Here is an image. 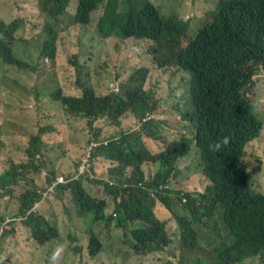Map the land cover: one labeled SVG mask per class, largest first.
Here are the masks:
<instances>
[{
  "label": "trees",
  "instance_id": "obj_1",
  "mask_svg": "<svg viewBox=\"0 0 264 264\" xmlns=\"http://www.w3.org/2000/svg\"><path fill=\"white\" fill-rule=\"evenodd\" d=\"M120 1L37 0L38 8L33 11L30 0H24L22 5L15 0H0V7L21 6L10 16V22L4 23L9 42H0V119H4L0 125V162L6 152L12 164L18 165L17 153L26 150L34 171L37 175L45 173L46 179L43 182L33 175L25 180V190L18 198L14 186L23 180L21 174L14 166L6 172L1 168L0 218L8 211L4 204L14 197L20 204L22 227L0 231V264L14 262L13 256L6 254L9 234L15 242L13 249L32 245L28 238L43 248L49 245L44 264H64L70 249L73 264H136L137 260L144 264H231L264 254V197L252 186L254 173L245 171L240 162L244 144L260 130L250 108L253 88L249 83L261 72L258 65L264 64V0H219L196 40L181 54L176 50L182 36L190 31L188 22L178 14L161 15L150 0L144 4L131 2L129 8L122 10ZM164 1L174 8L177 2L180 7L185 2ZM100 9L102 15L95 26L99 40H155L162 55L177 57L178 64L170 67L192 72L189 103L198 113V120L181 123L168 142L158 111L159 101L143 86L146 71L138 67L126 79H119L108 94L99 95L91 84H80L85 87L80 97L63 99L65 112L84 122L89 136L86 145L76 141L67 150L63 140L66 133L58 127L62 124L59 110L50 108L55 98L39 113L34 111L32 118L39 122L40 131L21 140L25 134L19 122L24 116L23 105L30 98L40 101L36 94L42 92L41 86L49 85V78L51 85L58 86L64 78L79 74H86L89 81L104 74L97 65L87 72L63 71L61 57H57L60 34L72 26L88 28L93 14ZM32 12L36 15L34 21L28 18ZM42 17L41 41L36 28ZM16 43H20V50ZM87 51L88 46L82 52ZM99 116L101 135L108 134L101 141L93 130ZM17 122L18 129L10 131ZM224 136L230 138L229 144L222 151H210L209 145ZM43 139L52 151L73 154L76 171L66 176L57 172L61 158L57 154L56 161L43 162ZM156 141L160 143L158 154L150 146ZM192 147L198 150L204 172L214 181L215 188L182 205L172 197L169 180L179 172L181 159L195 157L189 156ZM144 158L151 168L149 176L140 169ZM18 166L25 168L27 163ZM64 206L77 210V216L89 225L76 231L72 222L59 213ZM172 210L182 215L178 217L181 229L173 235L167 229L168 213ZM104 221L108 227L114 225L122 230L121 247L131 259L117 256L114 261L104 260V234L93 229ZM213 223L224 228H214ZM24 232L28 237L23 242ZM204 242L211 248L206 255L197 252L194 258L185 257V250H198Z\"/></svg>",
  "mask_w": 264,
  "mask_h": 264
},
{
  "label": "rangeland",
  "instance_id": "obj_2",
  "mask_svg": "<svg viewBox=\"0 0 264 264\" xmlns=\"http://www.w3.org/2000/svg\"><path fill=\"white\" fill-rule=\"evenodd\" d=\"M23 1L24 0H15L16 3L20 2L21 5L23 4ZM150 1L154 3L157 10L163 16L178 14L180 18L183 16L186 17V20L188 16L190 17L189 22L191 23V29L189 35L183 42L184 47L189 43L192 37H195L203 23L210 20L209 12L215 7V0H212L211 2H205V0H185L182 7H180L177 2L176 8L164 0ZM202 3H208V8L206 10L201 7ZM30 4L33 11L38 8L37 0H30ZM20 7L18 4H15L11 7L2 5V7H0V18L7 23L10 22V16L14 14ZM74 10L75 7L73 6L70 9V12L74 13ZM101 15L102 9L96 11L92 16V23L86 29L79 28L78 26H72L66 31L62 32L58 39L57 53L61 56V67L63 68V71L77 70L87 72L89 68L97 65L104 74H102L100 78L95 77L90 81L87 80L88 77L86 74H79L76 77H69L66 79L63 77L64 81L58 86L52 84L51 87L43 88L42 92H39L40 94H44L48 91L53 93V98H55V101H53V104L50 105V108L55 111L56 109L59 110L57 113L62 119V124L58 127L62 128L64 133L68 134L63 138L67 150L69 151V149L76 144V141L81 145H86L89 140V136L85 129L84 122H82L80 118L68 116L67 112H65L63 99L70 96L80 97L83 94V90L85 88L79 86L80 84H91L99 95L108 94L110 89L120 81L119 79H126L127 74L132 69L142 65H149L151 67V73L146 83V89L151 90L154 93L156 99L159 101L158 111L161 115L160 119L162 123H165L163 126V131L168 136L169 142L176 135L174 131L178 129L181 123L184 122L183 116L187 112H191L192 110L194 111L191 102L189 103L190 75L176 67H168L159 70L153 66L150 61L151 57L148 55V52L151 48L150 42L148 41L128 40L123 42L117 38H110L103 41L99 40L95 35V26ZM28 18L34 21L36 19L35 13L32 12ZM43 26L44 19L42 17V19H38L36 28L41 41ZM87 37L88 41H85ZM79 38L82 39L81 42H79ZM86 46H88V51L83 54L82 51L84 48H86ZM15 47L17 50H20V43H16ZM84 64H86V67ZM45 67L46 69L48 68V66ZM49 74H52V71H49ZM51 80L52 78L47 80L49 84ZM7 81L10 82L11 80L7 79ZM61 85L63 86L61 87ZM36 88L38 89L39 87ZM40 94H36L37 98H39ZM261 96H264V71H261L259 75L255 77V88L249 95V99L254 104ZM50 101H52V98H49L45 102L41 100L36 102L35 99L30 98L23 105L24 116L19 122H22V129L25 134L21 140L30 139L40 131L38 128L39 122H34L32 117L35 110L37 113H39L41 107L45 105L47 106ZM29 103L33 106L29 107ZM261 108L264 109V105H261ZM257 115L264 119V111L259 113L257 112ZM68 117H70L72 120ZM3 121L4 119L2 117L0 119V125ZM19 122H17L10 129V131L18 129ZM104 138L107 139L108 134L106 136V134L101 135L100 133L99 140L101 141ZM43 141L46 149V153L42 157L43 162L56 161L57 159L54 158V154H57L61 156L59 160L60 163L58 162L56 166L57 172L60 171L64 176H66L71 175L76 171L77 159L73 154H64L56 149L52 151L50 145L45 141V139H43ZM168 142L166 144H168ZM25 152L26 150L17 153V158H15V160L18 159V161H20L18 165L22 163H28V158ZM192 154H194L195 157L186 158L184 161V169L186 173L193 177L192 183L189 188L180 184V188L190 191L200 188L204 189L208 184V182H206L200 174L196 173L199 157L196 147H192L189 156ZM10 158L11 156L6 152L2 155L3 163L0 162V170L3 168L6 172L8 169L14 166L17 172L21 174V179L23 180L14 186L17 188L16 190H18V198L21 192L25 190L23 184L24 181L33 177V175L43 182H46V179L43 177V175H37L30 164H27L25 168H20L17 164L13 165ZM245 163L247 168L254 173L252 178L253 188L264 195V132L257 141H254L247 146L245 153ZM261 166L263 167L261 168ZM260 169L261 173H257ZM44 170L49 172L48 169H43V171ZM143 170L146 176L151 175V168L149 167L148 163L144 164ZM4 205L8 207V211L3 214L2 218H0V231H2L5 227H8L9 230L15 227H22L19 201H17L14 197H11L10 200ZM56 207L60 209L58 204ZM110 212H112V209H110ZM59 213L62 215L63 219L72 222L76 231L86 228L89 225L84 219L77 216V210H73L70 207H61ZM107 215L109 216L108 213ZM159 217L162 218L160 213ZM65 220H62L64 226L61 228V230L65 228ZM113 226L114 225L108 227L107 221H104L102 223H97L93 227L97 233L104 234V260H107L108 262L114 261L117 259V256H119L121 260L131 259L121 247L120 241L124 239L122 230ZM213 227L222 229L224 228V225L213 223ZM174 228L175 223L171 221L168 224L167 229L172 234ZM26 237H28V234L24 232V236L21 238L23 239V242ZM60 237H62L61 233ZM27 242L32 245L23 249H13L12 247L15 246V242L12 239V234H9V239L6 243L8 245L6 254L10 253L13 256V264H44V256L47 253L49 245L44 248L41 247V245L38 246V243H33V238H28ZM109 243L111 247L109 246ZM175 255V258L178 261L179 252L177 249L175 250ZM67 262H70V264L75 262L71 254V249L70 252L66 254L64 264ZM136 264L144 263L137 260ZM243 264H264V258H252Z\"/></svg>",
  "mask_w": 264,
  "mask_h": 264
},
{
  "label": "clouds",
  "instance_id": "obj_3",
  "mask_svg": "<svg viewBox=\"0 0 264 264\" xmlns=\"http://www.w3.org/2000/svg\"><path fill=\"white\" fill-rule=\"evenodd\" d=\"M208 1L211 2L212 0H205V2H208ZM131 2L132 3L133 2H139V3H142V4L146 3L145 0H121L120 1V4H121V8L120 9L122 10V8L125 7V6L127 8H129V5H130ZM218 2H219V0H215V7H214V9L217 7ZM201 7L206 10L208 8V3H202V6ZM181 19L183 21H185V22H188L189 25H190V29H191V23L189 22L190 17L188 16L187 17V20H186V17L183 16ZM206 22H204L203 25ZM4 23H7V22H5L4 20H2L0 18V42L3 43V44L9 42V37H8L7 29H6L5 25H4ZM200 32L201 31L198 30V32L196 33L195 37L194 38L192 37L191 40L189 41V43L185 47L183 46V42L186 39V37L189 35V33L188 34H185L184 36H182V38L180 40V43H179V48L176 50L177 54H181L182 52H185L190 47V45L196 40V38L198 37V35H199ZM145 41H147V40H145ZM148 42H150V46H151V48H150V50L148 52V55L151 57V60H150L151 61V64L153 66H155L157 69L162 70V69L168 68V67H170V65L172 63L178 64L177 63V57L176 56L175 57H171L170 53H166V54L162 55L159 52V50H158L159 46H158V43L155 40H150ZM57 57H61L60 54L57 53ZM168 58H170V60H168ZM1 62L2 61L0 59V63ZM136 68H138V67H136ZM139 70H145L146 71V76H145V79L143 81V86L146 87V83H147L148 78H149V75L151 73V67L149 65H142V66H139ZM257 70L264 71V64L263 63H260L258 65V67H257ZM188 74L190 75V80H191V78L193 77V74H192V72H189ZM12 85H13V82L10 83V87L9 88H11ZM249 85L253 89L255 88V78L254 79L251 78V82L249 83ZM51 86L52 85L49 84V85H44V86H41V87H43V88H47L48 87L49 88ZM251 93L252 92H250V94ZM49 98H53V93H51L49 91L48 92H45L44 94H40V96H39V99L41 101L48 100ZM261 105H264V96H261L258 99L257 102H255L254 104H252L250 106L251 112H252L253 116L260 123V130H259V133H258V135L256 137H254L250 141H247L244 144V146H243V150H242L243 155H242V157L240 159V162H241V166L245 169V171L249 170L247 168V166H246V163H245L246 148H247V146L250 143H252L254 141H257L262 136V134L264 132V130H263V127H264V119H262L261 117H259L257 115V112L259 113L261 111H264V109L261 108ZM192 111L190 113L187 112V113H189L188 116H185V115H187V113L184 115L185 117L183 116L184 121L189 122L190 120L191 121H197L198 120V113H196L195 111H193V112ZM68 116H70V115H68ZM68 118L71 119L70 117H68ZM189 123H191V122H189ZM101 129H102V119L99 116V117H96V121L94 122V125H93V130H94V132H95V134L97 136H98V134L101 133ZM66 135H68V134H66ZM229 142H230V138L228 136H224L221 140H218L215 143L210 144L209 145V149H210V151H213V152L222 151L223 148L229 144ZM159 144H160L159 141L151 142L150 143V146H152L155 149V153L156 154L160 153V150L158 148V145ZM163 146L164 145L161 146V150L163 149ZM185 159L186 158L181 159L178 162V170H179V172L177 174H173L172 177H171V179L169 180V187L171 188V191H172V194H173L172 197L175 200H177L182 205H187L190 202L191 199H193V198L196 197V195L210 194L214 190V188H215L214 181L204 172L203 161H202V158H200V157H198V164H197V172L196 173L200 174L204 178V180L206 182H208V184L206 185V188H204V189L200 188V189L193 190V191L186 190L184 188H180V184L183 185V186H185V187H188L189 188L190 185H191V183H192V179H193V177L192 176H189V174H187L186 171H185V169H184V167H185V164H184ZM145 163H148V162L144 158L141 161L140 169H143V166H144ZM27 164H30L33 167L32 163L29 160H28V163ZM262 167L263 166H261V168ZM257 173H261V169ZM42 175L45 176V173H43ZM56 178L57 177H55V179ZM61 180L62 179L60 178L58 181H61ZM165 188L168 189V187H165ZM256 193H258L259 195H261L262 197H264V195L262 193H260L258 191H256ZM153 196H155V195L153 194ZM178 217H182V215H181V213H179L177 211L172 210L171 213L170 212L168 213V217H167L168 224L171 221H173L175 223V228L173 229L172 234L170 233L171 235H173L174 233H176L178 230L181 229L180 224H179V221H178ZM210 250H211V248L209 246H207V244L204 242V243L201 244L200 249H198V250H185L184 251V255H185L186 258L191 259V258H194L195 257V255H196L197 252L206 255ZM257 257L263 258L264 257V254L263 253H259V254H256V255H251V256H248V257H246L245 259H243L241 261L233 262L231 264H243L246 261H248V260H250L252 258H257Z\"/></svg>",
  "mask_w": 264,
  "mask_h": 264
}]
</instances>
